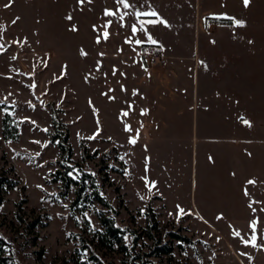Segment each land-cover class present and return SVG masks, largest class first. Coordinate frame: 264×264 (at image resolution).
Returning a JSON list of instances; mask_svg holds the SVG:
<instances>
[{"label": "rangeland", "instance_id": "obj_1", "mask_svg": "<svg viewBox=\"0 0 264 264\" xmlns=\"http://www.w3.org/2000/svg\"><path fill=\"white\" fill-rule=\"evenodd\" d=\"M125 3L0 0L3 254L9 264H264V143L215 109L246 77L230 46L264 44V0ZM152 36L182 56L163 64L167 96H155L146 130L131 121V62ZM6 112L16 136L4 133ZM98 210L122 244L100 237Z\"/></svg>", "mask_w": 264, "mask_h": 264}, {"label": "crops", "instance_id": "obj_2", "mask_svg": "<svg viewBox=\"0 0 264 264\" xmlns=\"http://www.w3.org/2000/svg\"><path fill=\"white\" fill-rule=\"evenodd\" d=\"M142 15V14H141ZM208 18V17H207ZM231 18V17H230ZM215 23H219L215 20ZM220 24H234L233 22H220ZM207 27L210 26L206 24ZM151 35L147 36L150 37ZM146 37V38H147ZM159 50L162 51L165 61L160 65H147L141 57V50L136 57L132 59L131 64L134 65V72L131 78V121L136 123V127L149 130L151 127L150 117L160 105L155 101V96H167L165 90L158 89V77L164 75V63L166 58L177 55L171 51L170 54H165L161 42L152 36ZM143 43H153L145 41ZM142 43V45H143ZM231 58H234L238 65H242L246 77L238 78L234 81L231 100L229 99V106L216 100V112L222 116L221 122L224 120L223 116H230L235 128L239 132L247 131L250 135L247 137V142L264 143V44H237L231 45ZM184 62L189 61L192 56L185 55ZM180 63L179 60L168 61V63ZM172 65V64H171ZM239 71V69L237 70ZM239 81L243 82L244 90L238 91L235 84ZM239 88V86H238ZM183 95L185 93H182ZM145 114V115H144ZM141 118V116H143ZM227 118V117H226ZM227 120H229L227 118ZM245 121L247 123H245ZM221 123L217 124L216 129H220ZM262 138V139H260Z\"/></svg>", "mask_w": 264, "mask_h": 264}, {"label": "trees", "instance_id": "obj_3", "mask_svg": "<svg viewBox=\"0 0 264 264\" xmlns=\"http://www.w3.org/2000/svg\"><path fill=\"white\" fill-rule=\"evenodd\" d=\"M228 18H230V17H213V19H215L216 21H219V22H232V19H228ZM149 45L158 47L157 44H154V43H143L142 48L145 49ZM4 133L7 137L16 136L18 133V126L14 122V119L9 112H6L5 116H4ZM73 179L75 181H78L77 178H73ZM82 189H83L82 186H79V188L77 189V195L78 196H80ZM92 193L97 194L96 191H93ZM97 196H98V194H97ZM99 197H101V199H103L102 196H99ZM98 213H99V217H100L101 222H102L103 227H104V230L101 232L100 237L105 242H107L108 240L109 241L113 240L114 242L122 244L123 240H124L123 235L121 233L120 228L115 224L114 218L110 215L102 214L101 210H98ZM171 233H172L173 237L179 236V234H177L175 232H171ZM5 245H6L5 238L2 235H0V264H9L10 263L11 256L3 254V252L6 249ZM158 248L160 249L161 252L167 253V252L171 251L172 245H169L168 243L164 242L163 244H160L158 246Z\"/></svg>", "mask_w": 264, "mask_h": 264}, {"label": "built area", "instance_id": "obj_4", "mask_svg": "<svg viewBox=\"0 0 264 264\" xmlns=\"http://www.w3.org/2000/svg\"><path fill=\"white\" fill-rule=\"evenodd\" d=\"M141 57L150 66L160 65L165 61L162 51L152 45L147 46L141 51Z\"/></svg>", "mask_w": 264, "mask_h": 264}, {"label": "snow or ice", "instance_id": "obj_5", "mask_svg": "<svg viewBox=\"0 0 264 264\" xmlns=\"http://www.w3.org/2000/svg\"><path fill=\"white\" fill-rule=\"evenodd\" d=\"M81 2H83V0H81ZM120 2L124 3L125 7L129 6L127 3H125V0H120ZM248 2H249V0H244V3H245L246 6H247ZM106 14H110V13H106ZM228 19H233V18H228ZM234 22L237 23V24H242L243 23L242 21H234ZM133 31H136V29L133 28ZM105 36H107V33H105ZM152 42L155 43V41H152ZM136 43L139 44V43H141V41L137 40ZM245 123H247V122L245 121ZM132 142L134 143L135 141H132ZM249 183H253V181H249ZM181 212H183L182 209H181Z\"/></svg>", "mask_w": 264, "mask_h": 264}]
</instances>
